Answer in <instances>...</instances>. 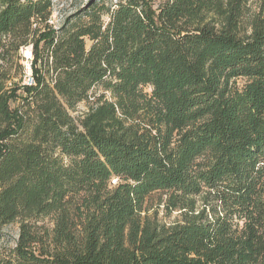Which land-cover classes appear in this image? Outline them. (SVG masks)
I'll return each mask as SVG.
<instances>
[{"label": "trees", "instance_id": "trees-1", "mask_svg": "<svg viewBox=\"0 0 264 264\" xmlns=\"http://www.w3.org/2000/svg\"><path fill=\"white\" fill-rule=\"evenodd\" d=\"M53 5L0 0V264H264V0Z\"/></svg>", "mask_w": 264, "mask_h": 264}, {"label": "rangeland", "instance_id": "rangeland-1", "mask_svg": "<svg viewBox=\"0 0 264 264\" xmlns=\"http://www.w3.org/2000/svg\"><path fill=\"white\" fill-rule=\"evenodd\" d=\"M94 1L96 0H53V13H52V17H51V23L53 25H55L56 27H58L59 25H61L64 20L70 16L71 14L75 13L76 11L82 10L85 7H88L89 5H91ZM106 2V4L111 5L113 3H116L117 0H104ZM26 51L27 48H22L21 49V53L22 55L25 57V60L23 61L24 65L27 68V71L31 73V66L29 67L28 65H31V58H27L26 57ZM245 82L244 78H238L237 80V84L238 85H242ZM86 105L85 103H81L78 107V111H76L74 114L77 115L80 112L86 110ZM158 198H160V195H155L153 197L152 200V204L154 207L157 206V202H158ZM162 207V206H161ZM178 212H174L171 216H167L165 211H163V208H160V218L163 221L166 222H172L176 216H177ZM5 232L8 234V237L10 238V240H13L15 238L18 237V233H19V224L18 223H13L9 226L6 227Z\"/></svg>", "mask_w": 264, "mask_h": 264}, {"label": "built area", "instance_id": "built-area-1", "mask_svg": "<svg viewBox=\"0 0 264 264\" xmlns=\"http://www.w3.org/2000/svg\"><path fill=\"white\" fill-rule=\"evenodd\" d=\"M27 48V51H26V57L27 58H31L32 57V50H31V46H28V47H26ZM29 67H30V64L28 65ZM25 82L26 83H28V84H31V83H33V78H32V76H31V73L30 72H28L27 73V77H26V79H25ZM116 180H113V182H115Z\"/></svg>", "mask_w": 264, "mask_h": 264}]
</instances>
